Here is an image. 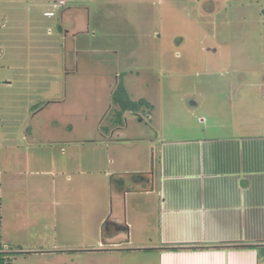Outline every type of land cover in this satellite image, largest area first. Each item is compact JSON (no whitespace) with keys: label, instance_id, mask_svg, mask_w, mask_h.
Instances as JSON below:
<instances>
[{"label":"rangeland","instance_id":"rangeland-1","mask_svg":"<svg viewBox=\"0 0 264 264\" xmlns=\"http://www.w3.org/2000/svg\"><path fill=\"white\" fill-rule=\"evenodd\" d=\"M222 1L225 7L236 5L232 6L230 12L237 13L238 16L223 10L226 23L214 27L211 20L200 15L197 8L199 0H0V110L5 126L8 124L11 127L2 136L12 133L14 141L21 143L24 136L21 131L23 115L26 114L24 111L34 107L37 112L43 110L44 114L53 113L61 117L62 121L77 120L79 126L84 121H91L94 127L92 139H99L102 132L97 123L102 119L100 116L105 115L101 112H106L108 107L105 100L106 83L110 81L111 85L116 84V72L124 69L119 60L117 63V58H127L133 50H136L135 56L139 59L142 54L145 59L141 61L145 60L147 63L142 64L144 69H140L138 78L125 73L118 80H126L132 99L145 98L154 105L152 119L162 130L158 132L155 129L156 123L149 121L147 117L142 116L144 121L140 123L135 117L137 114L127 112L129 119L124 114L119 122H114L123 127L127 137H143L144 147L148 145V141L155 142L157 134L164 138L167 134V130L164 134V129L167 128L165 124L168 113L174 115L177 124L180 120L196 123L201 115L209 122H214L215 115L212 113L200 110L189 113L184 106L187 102L185 94L197 95L194 91L202 93L210 98L207 101L210 104L215 94L225 95L231 92L229 80L238 79L237 74L241 70L246 72L245 83L251 86L244 87L246 94L251 96L250 101L240 109L229 108L228 104L223 103L220 109L224 114L217 117V122L233 126L242 124L246 129L252 127L249 130L264 131V99L255 97L257 90L251 85L253 80L264 74V26L256 21L263 4L260 0ZM98 4L102 8L96 13V20L92 17V33L96 37L93 34H81L78 40L69 38L66 31L72 22L68 21L67 25L66 18L70 20L71 16L77 15L79 11H73L76 8L91 9L93 14ZM111 9L117 15L110 14ZM72 12L75 13L71 14ZM223 16L220 15L219 19L222 20ZM240 16L243 18H239ZM216 28L219 31L214 32ZM182 37H185L183 43L178 44L177 41ZM203 39H206L204 45L216 43L220 51L214 54L203 49ZM80 51L83 53L78 54ZM148 55L150 61H147ZM139 59L136 58L134 62L138 63ZM206 62L217 65L222 63L225 66L208 70L209 65H203ZM72 68L78 70L77 74L71 73ZM125 75L128 77L125 78ZM30 77L33 82L41 83L26 85L25 81ZM79 79L82 80L77 81ZM9 81L17 85H5ZM42 99L43 102L40 101ZM117 110L111 101V117L115 118L119 114ZM80 112H87V119L82 120ZM8 115H13L16 119H7ZM47 119L45 117L42 123L45 124ZM102 122L104 126L111 123L109 118ZM41 131L43 130L39 131V139L49 141L47 138L50 136H45ZM180 132L172 130V135H180ZM82 137L83 132L74 135L68 129H61V132L56 133L55 141L62 142L58 144L59 151H66L68 155L69 145L65 140ZM1 155L7 157L4 150ZM127 171L132 173L129 168L123 173ZM129 177L131 175L126 176ZM32 179L34 178L28 180ZM46 181L49 182L47 179ZM62 181V189L72 190L75 187L72 183L67 185L63 178ZM45 186L47 188L48 184ZM6 198L5 194L4 201L7 202ZM59 199L61 203L58 209L51 195L44 198V202L49 203L43 205L45 208L41 210L44 216L31 212H36V207L29 212L28 209L27 212L24 211V216L27 217L24 220L16 218L12 221L11 217H5L7 238L1 239L0 226V258H5L6 264L9 261V264H154L152 261L148 262L149 256L145 253L123 257L117 254L104 256L84 252L87 246L82 243L84 229L81 216L84 208L81 195L68 194ZM72 211L78 212L79 218H70L69 213ZM40 234L44 235L47 243H37ZM95 247L98 249V246ZM124 247L127 248L128 245ZM50 250L53 253H42Z\"/></svg>","mask_w":264,"mask_h":264},{"label":"crops","instance_id":"crops-1","mask_svg":"<svg viewBox=\"0 0 264 264\" xmlns=\"http://www.w3.org/2000/svg\"><path fill=\"white\" fill-rule=\"evenodd\" d=\"M101 6H96L94 15L88 8L73 10L79 13L70 20L66 18L67 25L68 21L72 22L67 36L73 41L81 34L96 37L92 33V17L96 20ZM115 13L111 9L110 14ZM135 52L133 50L123 59L114 53L117 63L119 60L124 69L116 72L115 85L110 81L106 83L108 107L106 112H101L105 115L100 116L102 119L97 123L102 132L99 139H92L91 121L79 126L77 120L62 121L53 113L37 112L33 107L24 111L21 127L24 136L18 143L12 133L2 136L11 127L7 124L6 128L0 110L1 239L7 238L5 217H11L12 221L24 220L27 218L25 212L36 207L37 211L31 212L44 216L43 205L49 204L44 202L45 197L51 195L59 209L60 197L81 195L84 208L82 243L87 246L84 252L123 257L145 253L149 256L148 262L154 264H264V247H245L264 246V131L226 123L216 128L181 120L177 124L174 115L168 113L164 134L165 130L169 132L166 131L164 138L157 134V140L148 141L144 147L143 137H127L123 127L114 123L110 108L112 95L120 82L118 78H123L125 73L138 78L140 69H144L142 64L147 63L135 56ZM136 58L141 62L135 63ZM148 58L149 55L147 61H150ZM77 71L72 68L71 73L75 75ZM33 81L30 77L25 82L26 85L41 83ZM122 82L129 90L126 80ZM5 85L13 87L17 83L9 81ZM184 98L187 101L186 94ZM184 106L189 113L197 111L196 105L191 107L185 102ZM153 112L138 113L135 117L140 123L144 121L142 116L155 122ZM86 114L80 112L82 120L87 119ZM128 115L125 113L126 119ZM12 117L16 119L13 115H8L7 119ZM45 117L48 119L43 124ZM105 118L111 123L104 126ZM155 123V129L162 130ZM61 129H68L74 135L83 132L81 139L65 140L69 145L68 155L63 148V153L59 151L58 144L62 142L55 141ZM40 130L50 136L49 141L39 139ZM172 130L181 131V134L172 135ZM3 150L7 157L1 155ZM126 167L132 173H123ZM31 177L34 179L29 181ZM62 178L67 185L72 183L75 187L62 189ZM77 213H69L70 218H79ZM43 236L40 234L37 243L48 242Z\"/></svg>","mask_w":264,"mask_h":264},{"label":"flooded vegetation","instance_id":"flooded-vegetation-1","mask_svg":"<svg viewBox=\"0 0 264 264\" xmlns=\"http://www.w3.org/2000/svg\"><path fill=\"white\" fill-rule=\"evenodd\" d=\"M230 1V0H229ZM263 4L262 5V11L260 15H257V20L259 21V24L264 26V0H260ZM224 2L222 0H199V6L198 11L200 13L201 16H203L204 19L207 20H211L212 22V26L214 27H218L221 24H225L226 23V19H225V14L223 13V10H227V12H229V14H234L236 17L238 16L237 13H233L230 12V9L232 8V6H236L234 4H231L232 2H230L231 5H227V7L224 6L223 4ZM225 7V8H224ZM220 15L223 16L222 20H220ZM242 16H240L239 18H241ZM243 18V17H242ZM246 18V17H245ZM233 19V18H231ZM255 20V19H254ZM252 21V23L254 24L255 21ZM222 21V22H221ZM230 22V21H229ZM236 22H239L236 20ZM235 23V22H234ZM257 23V22H256ZM219 31L218 28H216L214 30V32ZM216 36V33H215ZM207 37V36H206ZM185 37L180 38V40L176 41L178 42V44H182L184 41ZM202 43L206 42V39H203V41H201ZM204 43L202 44L203 49L209 51V52H214L218 53L220 51V48L217 46L216 43L212 44L209 43L208 45H204ZM141 56V60L144 59V57ZM144 61V60H143ZM203 65L206 67V65H209V69L208 70H212L214 67H221V66H225V64L219 63L217 64H213L210 62H206L203 63ZM213 66V67H211ZM215 68V69H216ZM222 68V67H221ZM246 72H242V70L239 72L238 71V79H235V81L233 80H229V85H230V91L227 94L223 95V94H215L213 97V101L212 103L208 104L207 101L210 99L208 98L207 95L204 96V94H200L199 92L194 91L197 95H193L191 94H186V99L187 102H189L188 104L193 107H196V110H200V112H207V113H212L215 115L214 122H209L208 120H206V118L204 117V115L199 118H197V122L201 125V127H205V128H216L220 126V123L217 122V117L221 116L222 114V110L220 109L221 106L224 104H228L229 108H237L239 107L242 108L243 106H245L246 103H248L250 100L249 98H251V96H249V94H246V90L244 89V87H251L250 85H248L247 83H245V75ZM241 77V78H239ZM248 78V77H247ZM245 80V81H244ZM253 88H255L257 90V95H255V97L257 98V96L262 99H264V74H262V76H260V78H257L255 80H253L252 84ZM223 93V92H222ZM227 95V96H226ZM254 96L252 95V98ZM209 102V101H208ZM207 108V110H204V108ZM195 110V109H193ZM194 112V111H193ZM196 112V111H195ZM139 116V115H138ZM141 117V116H139ZM142 120V118H140ZM219 123V124H218ZM233 125V124H230ZM239 128H244V125H240L238 126ZM247 128V127H246ZM248 128H252V127H248ZM249 130V129H248ZM121 229V228H118ZM116 232V230H115Z\"/></svg>","mask_w":264,"mask_h":264},{"label":"trees","instance_id":"trees-1","mask_svg":"<svg viewBox=\"0 0 264 264\" xmlns=\"http://www.w3.org/2000/svg\"><path fill=\"white\" fill-rule=\"evenodd\" d=\"M112 104L116 106L119 110V111L117 110L119 114L115 116V120H117V122H119V120H121L124 114L127 112H132L135 114L138 113L147 114V113H152L154 110V106L149 101H147V99L145 98H141L138 100L132 99L123 82H120L116 86L114 93L112 95ZM245 247L250 249H259L264 246L251 244ZM0 264H6V259L0 258Z\"/></svg>","mask_w":264,"mask_h":264},{"label":"water","instance_id":"water-1","mask_svg":"<svg viewBox=\"0 0 264 264\" xmlns=\"http://www.w3.org/2000/svg\"><path fill=\"white\" fill-rule=\"evenodd\" d=\"M127 230H128V227H127Z\"/></svg>","mask_w":264,"mask_h":264}]
</instances>
